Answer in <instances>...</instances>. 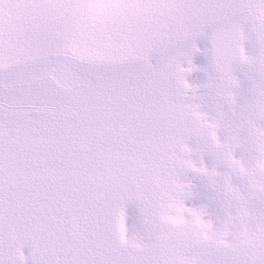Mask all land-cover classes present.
<instances>
[{"label": "bare ground", "instance_id": "bare-ground-1", "mask_svg": "<svg viewBox=\"0 0 264 264\" xmlns=\"http://www.w3.org/2000/svg\"><path fill=\"white\" fill-rule=\"evenodd\" d=\"M115 185H112L110 190L107 192V194L101 196L100 200L101 199H107V200H110L111 201V198H116L117 195L113 194L112 193V188L114 187ZM157 187V186H156ZM154 189L152 188H149V190L146 189L145 190H141L142 192H146L148 198H149V204H148V209L149 211H153L152 208H153V205L154 203L156 202L157 203V191H155V187H153ZM153 193V194H152ZM150 195V196H149ZM152 196H155L154 199L152 198ZM118 198V197H117Z\"/></svg>", "mask_w": 264, "mask_h": 264}]
</instances>
